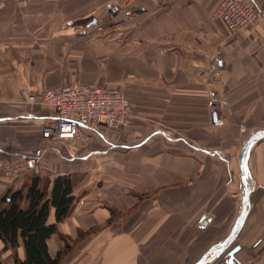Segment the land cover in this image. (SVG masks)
<instances>
[{"label":"crops","instance_id":"1","mask_svg":"<svg viewBox=\"0 0 264 264\" xmlns=\"http://www.w3.org/2000/svg\"><path fill=\"white\" fill-rule=\"evenodd\" d=\"M220 1L0 0V161L42 153L37 173L0 172V196L34 174L46 193L56 176L71 177L74 205L47 240L51 257L66 249L59 264H193L227 236L240 207L242 144L211 137L264 117V0H253L261 22L237 35L214 17ZM72 82L121 90L131 121L43 152L40 126L52 108L19 92ZM248 163L250 210L225 254L239 246L241 264H264V139ZM3 248L0 260L13 264ZM15 252L24 259L21 244Z\"/></svg>","mask_w":264,"mask_h":264},{"label":"built area","instance_id":"2","mask_svg":"<svg viewBox=\"0 0 264 264\" xmlns=\"http://www.w3.org/2000/svg\"><path fill=\"white\" fill-rule=\"evenodd\" d=\"M124 13L130 16L131 10ZM214 17L231 35L254 29L263 18L253 0H221ZM19 93L29 104L52 108L53 113L40 126L43 152L56 142L88 143L100 135V130L126 127L132 118L129 101L114 87L64 83L38 94L25 90ZM41 160L42 153L16 161H0V172L6 178L18 180L30 172L37 173Z\"/></svg>","mask_w":264,"mask_h":264},{"label":"trees","instance_id":"3","mask_svg":"<svg viewBox=\"0 0 264 264\" xmlns=\"http://www.w3.org/2000/svg\"><path fill=\"white\" fill-rule=\"evenodd\" d=\"M72 193L69 175L56 176L46 193L34 174L21 188L9 189L0 196V241L3 250L14 251L13 264H59L66 249L51 257L47 240L57 232V224L70 214L75 201ZM51 211L54 222L48 223ZM20 244L23 260L15 252ZM0 264L4 263L0 260Z\"/></svg>","mask_w":264,"mask_h":264},{"label":"water","instance_id":"4","mask_svg":"<svg viewBox=\"0 0 264 264\" xmlns=\"http://www.w3.org/2000/svg\"><path fill=\"white\" fill-rule=\"evenodd\" d=\"M264 139V127L251 133L242 143L238 154V175L240 187V207L235 221L227 236L215 245H212L193 264H241L234 257L239 250V246L232 247L250 210V195L256 186L249 168V157L252 148L259 141ZM203 224V223H201ZM224 254V255H223Z\"/></svg>","mask_w":264,"mask_h":264},{"label":"rangeland","instance_id":"5","mask_svg":"<svg viewBox=\"0 0 264 264\" xmlns=\"http://www.w3.org/2000/svg\"><path fill=\"white\" fill-rule=\"evenodd\" d=\"M141 8H143V7H141L140 5H135V6H133V10H135V9H137V10H139V9H141ZM125 11H127V10H125ZM136 11H134L133 13H135ZM123 15H124V13H123ZM90 23H92V25L93 26H95L96 27V29L98 30V31H101V30H104V27H105V29H107V26L105 25L104 27L103 26H101V25H97L96 24V20H92V21H90V22H87V26L88 25H90ZM138 24H139V22L138 21H133V28H136V27H138ZM122 25V24H121ZM91 26V25H90ZM72 83H76V82H72ZM24 102H26L25 100H24ZM27 103V102H26ZM27 104H29V103H27ZM218 106H219V102H216V101H212V106H210L209 107V110L210 111H215L217 108H218ZM232 119H234V118H232ZM236 119H239V121L241 120V118H235L234 120H236ZM243 121H244V124H243V127H245V130H243V129H241V130H243V131H240L239 133H238V135H237V133H235V134H232V133H226V134H220V136H219V134L218 133H213L212 134V137H211V139H212V141H216V140H218V139H220L219 137H221V139H223V136H224V139L226 140V141H230L231 140V137H236V139L238 140V143H239V145H241L242 143H243V141L251 134V133H253V132H255V131H257V130H259V129H262V127H264V117H246V118H243ZM214 126V125H213ZM235 132V131H234ZM237 135V136H236ZM220 139V140H221ZM22 158H24V156L23 157H19L18 159H22ZM18 159H16V160H18ZM15 161V160H14ZM8 162V161H7ZM3 175V174H2ZM4 176V175H3ZM29 179V178H28ZM28 179H27V181H28ZM249 262V261H248ZM257 263V261H253V262H251V263H249V264H256ZM261 263V262H260Z\"/></svg>","mask_w":264,"mask_h":264}]
</instances>
